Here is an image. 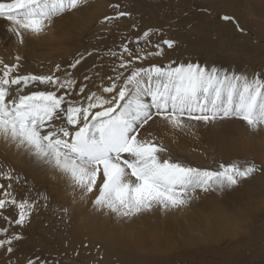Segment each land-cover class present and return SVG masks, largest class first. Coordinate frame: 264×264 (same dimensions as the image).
<instances>
[{
    "label": "snow or ice",
    "instance_id": "6c2138e0",
    "mask_svg": "<svg viewBox=\"0 0 264 264\" xmlns=\"http://www.w3.org/2000/svg\"><path fill=\"white\" fill-rule=\"evenodd\" d=\"M89 3L0 0V18L9 22L16 42L23 45L27 37L47 35L57 18ZM110 7L114 15L100 21L108 26L105 32L132 15L121 11L119 4ZM221 19L235 22L236 29L244 32L234 17ZM159 33L148 28L135 38L122 35L117 50L107 49L106 55L113 58L112 74L100 78L99 85L89 75L78 80L73 74L87 57L99 54L95 48L77 53L66 68L56 64L45 75L21 74L19 56L11 64L0 59V139L35 166L58 173L73 201L90 200L96 213L121 220L182 209L199 198L198 193H223L264 174V161L218 162L212 169L172 156L163 137L191 134L200 125L209 128L239 120L252 132H264V72L249 77L176 61L144 67L145 61L162 57L165 47L177 44L173 39L153 44L151 38ZM0 179L5 181L0 183L3 264H59L40 255L24 260L18 255L26 238L24 229L47 206L48 196L37 192L17 199L13 185L27 181L11 165L0 164Z\"/></svg>",
    "mask_w": 264,
    "mask_h": 264
},
{
    "label": "rangeland",
    "instance_id": "374dc122",
    "mask_svg": "<svg viewBox=\"0 0 264 264\" xmlns=\"http://www.w3.org/2000/svg\"><path fill=\"white\" fill-rule=\"evenodd\" d=\"M114 4H119L121 11L130 12L132 15L121 18L111 26V31L105 32L103 29L108 26L101 25L100 21L105 15H114L110 7ZM224 15L234 17L244 32L236 29L235 22L222 20ZM133 24L137 26L136 29L132 28ZM148 28L160 30L158 35L151 38L153 44L163 39H173L177 42L173 49H168L167 52L164 50L167 56L161 58V66L167 65L172 58L180 63L179 56L193 62L196 59L192 57V60L186 55L192 51H180L179 47L204 46L206 56H212V66L230 73L238 69L236 71L247 73L250 77L254 72H264V0H90L89 5L80 11L57 18L47 35L36 38L37 43L28 42L18 46L15 36L9 30L11 41L5 46L13 44L16 47L14 50L0 51V59L3 57L5 63L11 64L15 57L19 56L21 74L45 75L51 73L56 64L66 68L77 53L92 51L94 48L99 50L104 46H118L122 42V35L135 38ZM203 39L207 41L203 42ZM151 60L150 64H157L154 62L155 57ZM147 66L149 63L144 65ZM76 70H73V73ZM218 129L214 127L212 146H207L200 152H197L195 142L201 136L195 132L184 134L190 146L185 142L188 146L184 145L185 154L181 155L180 159L194 167L212 169L216 168L218 162L255 160L259 164L264 161L261 152L263 148H260V144L264 142V135L261 137L263 132L250 131L246 134L248 138L244 143L237 137L220 135ZM236 129V126H233L230 132ZM8 151L0 152L1 158L5 155L4 160L0 158V164L11 165L27 181V184L22 181L16 186H21L28 197L37 192L48 196L47 206L41 207L40 211L32 216L30 225L24 229V240H31L30 243L37 241V255L47 257L50 261H60V264H264V174H256L223 193H207L206 197L210 201L207 200L200 211L189 213L182 208L165 213L155 210L133 217L134 219L124 220L105 216L110 224L116 226L130 223L143 227L144 224L154 221V217L166 221V225L170 221L169 245L160 246L154 242L152 244L149 239L145 242L126 243L112 237L108 227H90L88 216L95 212L91 201H85L83 204H80L78 199L73 201L71 190L58 173L48 169L42 176L33 177L26 157L14 156V159ZM198 153H203L199 159V162L205 161L202 162L203 167L199 166V163L193 164V157ZM61 208H67L68 213L61 212ZM78 216H86V222L83 230L74 231L73 220ZM203 219L213 220L210 232L208 231L212 238L205 244L206 247L200 243L191 246L187 243L193 232L190 228L198 230L207 221L203 222Z\"/></svg>",
    "mask_w": 264,
    "mask_h": 264
},
{
    "label": "bare ground",
    "instance_id": "6f19581e",
    "mask_svg": "<svg viewBox=\"0 0 264 264\" xmlns=\"http://www.w3.org/2000/svg\"><path fill=\"white\" fill-rule=\"evenodd\" d=\"M181 2V1H180ZM159 7V6H158ZM174 7V6H173ZM58 22V21H57ZM9 29H10V24L8 21H6L4 18H0V51H8L9 49H12L14 50L16 46H14L12 44V46H5L7 43H9L11 41V39H9ZM124 34V33H123ZM12 35V34H11ZM13 36V35H12ZM11 36V37H12ZM15 38V37H14ZM36 38L37 37H27L25 39V43H28V42H36ZM207 40L203 39V42H206ZM16 43V42H15ZM24 43V44H25ZM37 43V42H36ZM19 46V44H17ZM22 46V45H21ZM204 46H182L179 47L180 48V51L181 50H191L192 53H187V57L192 59V57H194L196 60H194L192 63H200L202 65H207V66H212L213 65V61H212V56L210 57H207L206 56V51H204L205 49L203 48ZM14 48V49H13ZM113 49V50H117V46H104V48H100L99 49V56H104L105 58L103 60L99 59L98 58V55L97 54H94L93 56L91 57H88V59H86L81 65H79L78 69L73 73L77 78L78 80H82L83 76L84 75H89L92 77V81L93 83H95L96 85H99L101 83V79L100 78H104L106 77L107 75H111L112 72H111V68L113 66V58L111 57H108L106 55V52H107V49ZM215 48V47H214ZM204 49V50H203ZM165 52L168 51V48L165 47L164 48ZM10 51V50H9ZM204 51V52H203ZM164 52V53H165ZM184 54V52H182ZM216 55V53H215ZM2 56V55H1ZM8 56V55H7ZM164 58H166L167 54L165 53L164 55ZM162 56V57H163ZM160 56L158 57H155V61L158 65H161V58ZM3 58V57H2ZM1 58V59H2ZM163 58V59H164ZM180 59V62H185L187 63L188 61L182 57H178ZM6 59V58H4ZM9 59V58H8ZM193 60V59H192ZM152 60H149V61H145L143 63L142 66L144 65H148V63L150 64ZM173 61V58L172 60ZM169 61V62H171ZM168 62V63H169ZM163 63V62H162ZM102 65V67H101ZM241 69V68H240ZM238 69H234V72L236 73H239L238 71H236ZM99 73V77L96 76V73ZM245 72V70H244ZM243 74H246L249 76V74L247 73H243ZM250 77V76H249ZM91 86V85H90ZM41 90H43V88H41ZM95 90V89H94ZM232 121V122H230ZM233 126H236V130L234 131H231L230 132V129L231 127ZM216 128H219V134L220 135H229L230 137H237L239 140H241V142H244L248 137L246 136V134L250 133V130L245 126V124L242 122V121H237V120H228V121H222L220 122L219 124H217L215 126ZM159 131V130H158ZM213 131H214V127H209V128H205L203 127L202 125L200 126H197L195 128L192 129V132H195L198 134V136H201V137H198V141L195 142L196 143V147H197V152H200L202 150H204L207 146H210L211 145V141L213 140ZM264 133V132H263ZM259 135V134H258ZM264 134L261 135V137L263 136ZM217 138V137H216ZM164 139V143L167 145L170 153L172 154V156L174 158H181V155H184V145H187L189 144V142H187L188 140L185 139L184 137V134H175L171 137H163ZM264 139V137H263ZM187 140V141H186ZM218 140V139H216ZM192 141V140H191ZM187 142V144L185 143ZM245 143V142H244ZM264 142L262 141V144H260V148H263L261 150V152H263V159H264ZM188 146V145H187ZM190 146V144H189ZM212 146V145H211ZM242 146V145H241ZM243 147V146H242ZM190 148V147H189ZM194 150H195V147L193 146ZM209 149V148H208ZM10 150V151H8ZM189 150V149H188ZM4 151L3 153L5 152H9L11 153V155L14 157H19L21 158L20 156L23 155L22 157H24L25 155L23 153H20V152H17L16 149L14 147H11L9 148V146H7L5 144V142L0 139V152ZM207 152V151H206ZM187 153V151H186ZM201 154L203 153H198V155L196 154L195 157H193V164L194 165H198L199 163V166H202V162H205V161H202V162H199V159L202 158ZM205 155V154H204ZM5 157V155H3ZM209 156V155H208ZM2 156H0L1 158ZM3 157V158H4ZM14 157V159H15ZM26 157V156H25ZM24 157V158H25ZM1 158V159H3ZM183 158V157H182ZM18 159V158H17ZM17 159L15 161H17ZM205 159V158H203ZM208 159V158H207ZM4 160V159H3ZM2 160V161H3ZM26 160H27V163H28V166H29V169H30V172L31 174H33V177L34 176H42L44 174V172H46V170H48V168H45V167H38V166H35L27 157H26ZM25 160V161H26ZM181 160V159H180ZM189 160V159H188ZM6 161V160H5ZM208 161V160H207ZM192 163V162H190ZM204 164V163H203ZM27 167V165H25V168ZM198 167V166H197ZM203 167V166H202ZM28 170V169H27ZM29 172V173H30ZM28 173V174H29ZM37 181V180H36ZM5 181H3L2 179H0V183H3ZM54 183V182H53ZM22 187L21 186H13V191L14 193L16 194L17 196V199H22L24 198L26 195V192L24 189H21ZM232 194V193H231ZM31 195V194H30ZM207 193H204V194H201L199 193L198 194V197L197 199H194L193 201H191L189 203V205L187 207H185L184 209L187 210V212L190 213V211H193V212H196V211H200L202 208H203V205L208 201H210L208 199V197H206ZM230 196V195H229ZM232 196V195H231ZM226 200V198H225ZM224 200V201H225ZM226 202V201H225ZM80 204H83L85 203L84 202H79ZM228 204V202H227ZM189 206L193 207V208H189ZM83 209V208H82ZM80 210V209H79ZM176 210H179V209H176ZM77 212V211H76ZM175 212V211H173ZM84 213V212H83ZM78 214V212H77ZM82 214V213H81ZM48 215V214H47ZM50 215V214H49ZM52 215V214H51ZM83 215V214H82ZM144 215V214H143ZM41 216V215H40ZM45 216V215H44ZM43 216V217H44ZM216 216V215H215ZM228 216V215H227ZM233 216V215H232ZM65 218H67L66 216H64ZM85 217L86 216H78L74 221V231H77V230H83V226H84V222H86L85 220ZM36 218V217H35ZM46 218V216H45ZM52 218V217H51ZM60 218V217H59ZM89 218V225L90 227H92L93 229H97V228H105V227H108L109 229V234L112 236V237H115V239L117 238L118 240H121L123 242H126V243H133V242H145L146 239H149L152 241V244L153 242L155 244H158V245H167L169 242H170V239H171V235L168 234V230H169V227H170V221L168 222V225H166V221H161L159 220V217H154V221H151L149 222L148 224H144L143 227H137V226H134L133 224H130L128 223L127 225L125 226H120L119 224H117L118 226L112 225L110 224V222H108L107 218L104 216V215H101V214H98L96 212H93L91 215L88 216ZM150 218V216H149ZM44 219V218H43ZM110 219V218H109ZM134 219V218H133ZM144 219V217H143ZM150 219V220H152ZM214 219V218H213ZM39 220V219H38ZM46 220V219H44ZM50 220V219H49ZM52 220V219H51ZM57 220V219H56ZM66 220V219H65ZM141 220V219H140ZM147 220V219H145ZM207 219H203L202 221H206ZM230 220V219H229ZM41 221V220H40ZM70 221V220H69ZM67 221V222H69ZM133 221V220H132ZM224 221H227V220H224ZM237 221V220H236ZM43 222V221H42ZM45 222V221H44ZM43 224H46L44 223ZM58 222V221H57ZM56 222V223H57ZM72 222V221H71ZM213 220L211 219H208L205 223H203L202 227H200L198 230L193 227H191V231L193 230V232H196L195 234L193 232H191V236L188 238V241L187 243L189 242L191 246L197 244V243H200V244H204L203 246H205V244H207L212 236L208 234V231L210 230V226L212 224ZM215 222V221H214ZM33 223V222H32ZM37 222H35L36 224ZM40 223V222H39ZM48 223V221H47ZM59 223V222H58ZM57 223V224H58ZM64 223V222H62ZM135 223V222H134ZM41 224V223H40ZM53 224V223H52ZM68 224V223H67ZM141 224V223H140ZM34 225V224H32ZM49 225V224H48ZM69 225V224H68ZM228 225V224H227ZM231 225V224H230ZM40 226V225H39ZM44 226V225H43ZM113 226V227H111ZM139 226V225H138ZM41 227V226H40ZM38 227V228H40ZM51 227V226H50ZM49 227V228H50ZM56 227V226H55ZM66 227V226H65ZM64 227V228H65ZM72 227V226H71ZM197 227V226H196ZM213 227V226H212ZM224 227V226H223ZM48 228V229H49ZM53 228V227H52ZM61 228V227H60ZM198 228V227H197ZM46 229V228H45ZM44 229V230H45ZM189 229V228H187ZM39 230V229H38ZM41 230V229H40ZM43 231V230H42ZM51 231V230H50ZM63 231V230H62ZM187 231V230H186ZM39 232V231H38ZM41 232V231H40ZM59 232V231H58ZM65 232V231H64ZM210 232V231H209ZM56 233V232H55ZM62 233V232H61ZM188 233V232H187ZM46 234V233H45ZM49 234V233H48ZM47 234V235H48ZM50 235V234H49ZM57 235V234H56ZM32 237V236H31ZM36 237V235H35ZM76 237V236H75ZM78 237V236H77ZM184 237V236H183ZM38 238V236H37ZM41 238V237H40ZM34 239V238H33ZM43 239V238H42ZM40 239V240H42ZM38 240V239H37ZM46 240V239H45ZM185 240V239H184ZM28 241V242H27ZM31 240H23L20 244H19V247H18V255L20 257L21 260H24L25 257L27 256H30L32 254H35L37 255V241H35V243H30ZM44 241V240H43ZM51 241V240H50ZM55 241V240H54ZM24 242H26L24 244ZM186 243V242H185ZM39 244V243H38ZM59 244V243H58ZM146 244V243H145ZM150 244V243H149ZM148 244V245H149ZM169 245V244H168ZM41 246V245H40ZM155 247V245H154ZM170 247V246H169ZM206 247V246H205ZM58 248V247H57ZM56 248V249H57ZM152 248V246H151ZM162 249V247H161ZM46 250V249H45ZM52 250V249H51ZM50 250V251H51ZM54 252V251H53ZM3 253V249H0V254ZM208 254L210 252H207ZM49 254V253H48ZM211 254V253H210ZM172 255V254H171ZM175 255V254H173ZM59 258V257H58ZM4 259H6V255H0V264H3V261ZM66 259V258H65ZM69 259V258H68ZM164 260V259H163ZM177 260V258H176ZM180 261V260H179ZM59 264H60V261H59ZM153 264V263H152Z\"/></svg>",
    "mask_w": 264,
    "mask_h": 264
}]
</instances>
